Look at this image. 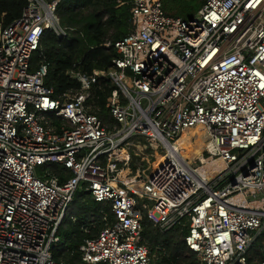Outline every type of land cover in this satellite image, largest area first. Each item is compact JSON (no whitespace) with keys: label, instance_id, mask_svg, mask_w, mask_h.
<instances>
[{"label":"built area","instance_id":"2783aa9c","mask_svg":"<svg viewBox=\"0 0 264 264\" xmlns=\"http://www.w3.org/2000/svg\"><path fill=\"white\" fill-rule=\"evenodd\" d=\"M26 1L0 23V264H69L52 252L81 188L113 218L77 250L86 264H158L143 216L160 233L187 229L199 264H264V0H207L187 20L127 0L112 68L68 70L80 88L57 98L50 64L31 60L45 33L75 29L61 0Z\"/></svg>","mask_w":264,"mask_h":264},{"label":"trees","instance_id":"16d2710c","mask_svg":"<svg viewBox=\"0 0 264 264\" xmlns=\"http://www.w3.org/2000/svg\"><path fill=\"white\" fill-rule=\"evenodd\" d=\"M50 1V0H49ZM207 0H161L163 10L172 17L191 19ZM127 0H61L57 15L64 27L74 28L69 38L60 39L53 32L43 36L40 47L32 57L33 70L42 62L50 64L46 80L54 89V98L71 89H79V83L67 75L71 69L92 73L94 70H109L118 57L114 43L129 33L130 6ZM27 6L26 0H0V23L7 26L21 17ZM112 43L110 48L106 43ZM102 90H96L97 114L107 118L104 104L114 86L109 80L100 82ZM52 173L60 176L61 182L72 174L60 165L49 166ZM108 214L113 219L108 205L94 202L84 188L78 189L70 205L63 227L62 242L53 249V258L69 264H86L77 250L86 238H91L105 227L102 217ZM141 242L145 244L158 264H199L196 255L184 243L187 229L170 233L159 230L143 216ZM88 231V232H86ZM165 253V256L163 255Z\"/></svg>","mask_w":264,"mask_h":264},{"label":"bare ground","instance_id":"6f19581e","mask_svg":"<svg viewBox=\"0 0 264 264\" xmlns=\"http://www.w3.org/2000/svg\"><path fill=\"white\" fill-rule=\"evenodd\" d=\"M189 132H191V130H187V131L185 132V134H188ZM202 135H203V134H200V135L198 136V141H201V139H202ZM193 148H194L195 152H197L198 154L201 152V151L199 150V148H197V147H193Z\"/></svg>","mask_w":264,"mask_h":264},{"label":"rangeland","instance_id":"374dc122","mask_svg":"<svg viewBox=\"0 0 264 264\" xmlns=\"http://www.w3.org/2000/svg\"><path fill=\"white\" fill-rule=\"evenodd\" d=\"M39 170H41V169H39Z\"/></svg>","mask_w":264,"mask_h":264}]
</instances>
